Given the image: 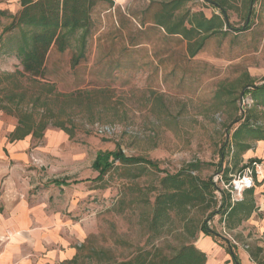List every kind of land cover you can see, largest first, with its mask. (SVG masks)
Returning a JSON list of instances; mask_svg holds the SVG:
<instances>
[{"label": "rangeland", "instance_id": "1", "mask_svg": "<svg viewBox=\"0 0 264 264\" xmlns=\"http://www.w3.org/2000/svg\"><path fill=\"white\" fill-rule=\"evenodd\" d=\"M171 1L98 2L86 57L73 67L75 42L63 53L52 48L43 78L13 75L22 70L13 48L18 30L3 37L0 104L14 112L18 106L33 111L48 125L41 137L9 142L18 118L0 109V212L5 204L17 209L27 227L18 235L43 228L63 249L74 248L75 256L58 264H107L110 257L128 259L139 248L160 247L172 255L192 230L198 239L206 219L219 234L214 238L221 247L219 264H234L227 241L241 264H264V147L250 140V150L238 151L233 145L224 149L233 143L239 125L234 118L249 109L255 108L250 122L264 127V106L242 96L247 83H264V0L253 3L248 29L195 31L190 40L155 23ZM200 12L207 18L222 16L205 0H188L172 20L185 17L190 28L188 21ZM229 14L234 29L246 26L243 0ZM10 22L1 18L0 35ZM99 151H122L154 162L158 169L115 160L99 178L93 167ZM250 158L260 161L252 170L255 210L248 219L220 213L218 203L211 218V211L202 214L193 208V229L183 236L174 214L164 226L152 227L155 198L166 173L198 162L202 178L216 179L223 163L220 173L233 181L247 175L244 166ZM223 181L218 184L230 188ZM238 197L248 196L242 192ZM231 200L236 202L233 196Z\"/></svg>", "mask_w": 264, "mask_h": 264}, {"label": "trees", "instance_id": "2", "mask_svg": "<svg viewBox=\"0 0 264 264\" xmlns=\"http://www.w3.org/2000/svg\"><path fill=\"white\" fill-rule=\"evenodd\" d=\"M101 1L109 0H21V9L17 13H12L8 9H0V22L3 17L11 18V22L4 26L2 30L0 44L5 35L18 30V33L13 37V48H15L22 70H17L13 75L43 78L46 59L50 50L55 48L58 52L63 53L72 48L74 42L76 44L72 56V66L79 65L81 60L86 57L88 38L94 26L93 11L97 3ZM186 1L188 0L169 2L170 9L167 10L168 12L165 11L156 16V25L164 28L168 34L181 35L188 40L195 31L205 33L222 31L226 33L223 30L225 27L236 31H242L250 27L247 20L252 11L250 10L251 4L255 0H243L247 5L248 16L246 15V26L238 29H234L229 21V11L234 8L238 0H205L214 8L220 10L222 16L214 14L212 17L207 18L200 12L195 21L192 19L188 21L191 25L190 28L186 25L187 19L185 17L179 18L177 21L172 20L173 12L180 9ZM225 15H227V19ZM192 54L195 55L196 50ZM244 88L243 97L250 95L255 105L264 106V83L261 85L247 83ZM13 101V98L9 100V102ZM18 107L16 108L18 111L15 110L16 112H14L12 108L0 104V109H7L18 118V124L11 132L9 140L11 142L21 140L28 135L33 137L43 136L48 125L43 116L37 118L34 116L33 111H24V109ZM239 110L243 111L244 108L242 107ZM254 111L255 108H251L247 111L249 114H241L234 118L233 122H238L239 125L233 133V143L227 142L224 149L233 145L238 151H247L252 148L250 140H264V127L250 122V117L254 116L252 114ZM221 156L222 161H224L225 152H222ZM115 160L124 163L144 162L158 169L156 163L139 157H127L122 151H99L93 162L94 169L99 172V178H102L113 167ZM259 161V159H249L248 164L244 166L248 170L247 175L253 178L252 170L254 172ZM222 167L223 163H220L218 165L220 177L218 181H215L213 177L202 178L198 174L201 168L198 162H191L174 174L166 173L161 179V191L155 198L152 227L157 229L158 226L159 228L164 226L166 219L174 214L182 225L180 235L183 236L185 232L193 229V218L190 216L193 208H199L202 214L211 211L209 213L211 218L216 213V210H212V208L218 203L221 207L220 213H227L230 217L240 215L238 221L248 219L255 210L254 189L253 187L245 189L243 193L248 197L232 204L234 180L232 181L225 174L228 169L223 171L225 178L222 176L220 173ZM238 178L242 177L239 176ZM224 179L225 187L230 188L224 189L218 184L224 182ZM55 183L58 185L64 184V182L59 181H55ZM207 221V219L204 220L198 230L214 239L219 234L208 226ZM196 241V232L192 230L191 238L183 237L181 244L175 248L172 255L164 254L160 247H153L152 249L139 248L130 258L119 260L110 257L107 264H206L207 254L195 245ZM233 247L227 241V253L231 255L234 264H241Z\"/></svg>", "mask_w": 264, "mask_h": 264}, {"label": "crops", "instance_id": "3", "mask_svg": "<svg viewBox=\"0 0 264 264\" xmlns=\"http://www.w3.org/2000/svg\"><path fill=\"white\" fill-rule=\"evenodd\" d=\"M14 1L0 0V9H10L17 13L21 9V0ZM259 143L264 147V140ZM12 209L5 204V209L0 212V264H58L75 256L74 248L63 249L57 241L44 233L43 228H39V232L30 229L24 235H18L19 229L24 228L25 223L19 219L17 209ZM196 245L207 254L206 264H219L221 247L213 237L201 233Z\"/></svg>", "mask_w": 264, "mask_h": 264}, {"label": "built area", "instance_id": "4", "mask_svg": "<svg viewBox=\"0 0 264 264\" xmlns=\"http://www.w3.org/2000/svg\"><path fill=\"white\" fill-rule=\"evenodd\" d=\"M218 179L219 177L216 178L215 181H217ZM253 185H254V180L249 175L235 179L233 181V190H232L233 200L234 201L242 200V198H239L238 196H240L245 189L253 187Z\"/></svg>", "mask_w": 264, "mask_h": 264}, {"label": "water", "instance_id": "5", "mask_svg": "<svg viewBox=\"0 0 264 264\" xmlns=\"http://www.w3.org/2000/svg\"><path fill=\"white\" fill-rule=\"evenodd\" d=\"M252 7H253V3L251 4L250 10H252ZM250 15H251V13H250V14H249V16H248V20H247V23L249 22V19H250ZM225 18L227 19V15H225Z\"/></svg>", "mask_w": 264, "mask_h": 264}]
</instances>
